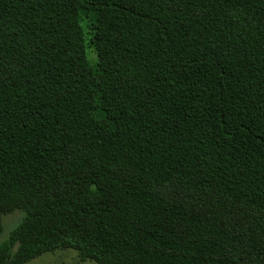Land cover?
I'll return each instance as SVG.
<instances>
[{
	"label": "trees",
	"instance_id": "trees-1",
	"mask_svg": "<svg viewBox=\"0 0 264 264\" xmlns=\"http://www.w3.org/2000/svg\"><path fill=\"white\" fill-rule=\"evenodd\" d=\"M15 210L0 264H264V0H0Z\"/></svg>",
	"mask_w": 264,
	"mask_h": 264
},
{
	"label": "rangeland",
	"instance_id": "rangeland-1",
	"mask_svg": "<svg viewBox=\"0 0 264 264\" xmlns=\"http://www.w3.org/2000/svg\"><path fill=\"white\" fill-rule=\"evenodd\" d=\"M89 57L95 61L96 54L93 50L89 51ZM23 212L15 210L2 216L3 230L0 234V242L5 240L13 227L21 220ZM25 264H97L94 261H82L74 249L56 250L45 253Z\"/></svg>",
	"mask_w": 264,
	"mask_h": 264
}]
</instances>
